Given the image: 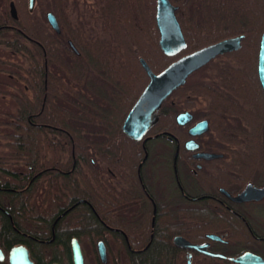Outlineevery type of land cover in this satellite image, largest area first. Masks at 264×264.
<instances>
[{"label": "flooded vegetation", "instance_id": "af4514ba", "mask_svg": "<svg viewBox=\"0 0 264 264\" xmlns=\"http://www.w3.org/2000/svg\"><path fill=\"white\" fill-rule=\"evenodd\" d=\"M41 1L0 0V264H11V251L19 246L27 250L32 264H73V239L82 256L98 254L99 242L107 253L111 237L123 239L127 251H140L130 239L139 243V237L147 236V246L157 229L170 233L184 264H206V259L212 260L209 264H238L230 258L244 254L258 256L264 263V81L259 71L264 0H257L258 7L252 9L240 7L243 32L205 45L240 36V46L192 73L161 104L152 126L160 109L173 126L157 132L149 128L138 139L124 133L99 135L96 159L87 149L76 158L71 117L64 118L66 127L46 119L47 96L41 95L45 85L34 88L36 112L25 115L26 100L33 99L25 80L27 73L32 74L26 70L25 47L35 51L40 63L43 47L24 30L39 29L43 21L54 41L60 39L78 53L63 35L65 28H97L102 20L98 9L118 8L108 7L107 0H60L55 9L41 12ZM203 5L199 0L197 9ZM48 13L54 16L56 28L48 22ZM220 67L227 70L225 82ZM62 80L69 89L87 92L72 80ZM108 99L115 101V96L102 98L100 104ZM216 99L224 104L218 110L212 107ZM67 100L54 96L46 114L58 116L59 106L71 115L74 101ZM26 120L36 128L37 148L31 161ZM203 121L205 130L190 132ZM44 140L49 141V149L44 148ZM4 218L18 241L4 234ZM63 234L68 238L64 244L58 241ZM84 237H97L94 246L82 244ZM176 238L205 245L207 252L225 258L179 246ZM52 253H61L66 262L55 261Z\"/></svg>", "mask_w": 264, "mask_h": 264}, {"label": "trees", "instance_id": "16d2710c", "mask_svg": "<svg viewBox=\"0 0 264 264\" xmlns=\"http://www.w3.org/2000/svg\"><path fill=\"white\" fill-rule=\"evenodd\" d=\"M107 6L118 9H98L100 11V26L97 28L68 29L63 35L70 38L78 50L73 52L61 40L54 41L50 30L42 25L39 29L27 26L24 30L30 38L40 40L43 51L41 63L35 57V51L25 47L27 58L26 70L32 74L26 75V85L32 88V100H26L23 107L25 115L36 112L34 90L36 86L46 88L41 90V95L46 94L47 100L43 113L46 119L52 118L53 124L66 127L64 121L67 116L73 120L71 133L76 158L81 152L89 151L96 159L99 155L101 142L99 135H122L120 125L130 106L137 99L145 87L148 76L141 66L139 59L143 58L153 72L158 73L177 58L189 54L210 42L229 37L243 32L245 21L242 9L252 6L258 7L257 0H203L202 9H197L199 0H171L178 6L176 17L186 42V48L173 57L162 53L158 45L159 32L155 23L156 0H107ZM250 1V5H248ZM60 5V0H42L41 12L55 9ZM44 14L42 13V16ZM31 16L26 9V21ZM199 21L202 26L199 25ZM201 29V30H200ZM60 71L57 75L55 72ZM40 72V75L39 73ZM218 73L225 82L227 70L219 68ZM62 78L72 80L74 83L87 89L67 87ZM44 80L46 83H44ZM55 86H62L63 91L54 90ZM115 96V101L110 99L100 104L104 97ZM54 96L73 99L75 110L71 115L68 110L56 107L58 116L52 117L46 114L49 104ZM219 99L212 107H223ZM214 102V103H215ZM223 104V105H222ZM160 109L158 121L150 127L149 131L157 132L166 126H173ZM58 118V119H56ZM63 118V119H61ZM61 119V122H60ZM26 150L35 158L36 152V128L26 120ZM120 142L123 144L122 138ZM45 149H49V141H43ZM127 150V146L122 147ZM32 164V163H31ZM91 171L93 165L89 163ZM76 191L78 189L75 187ZM80 192V191H79ZM3 232L11 241H18L19 237L10 228L8 220H3ZM67 235H59L58 241L65 243ZM97 237H84L81 243H93ZM170 233L158 231L154 233L150 243L146 245L148 237H139V243L130 239L133 247L140 251H127L124 241L119 237L108 238L110 248L106 253V262L102 263L95 251L84 254L86 264H184L178 249L170 242ZM111 247H115L112 249ZM118 248V250H117ZM40 251L37 250L36 253ZM61 253H52L55 261L65 263L66 259ZM211 259L203 263L209 264ZM69 264V263H68Z\"/></svg>", "mask_w": 264, "mask_h": 264}, {"label": "water", "instance_id": "95a60500", "mask_svg": "<svg viewBox=\"0 0 264 264\" xmlns=\"http://www.w3.org/2000/svg\"><path fill=\"white\" fill-rule=\"evenodd\" d=\"M32 1L30 0V4H32ZM176 10L177 6L173 5L170 0H156L155 23L159 32L158 45L162 53L168 57H173L186 48L181 26L176 17ZM47 19L53 27H57L55 18L51 13L47 14ZM240 39V36L232 37L195 50L174 60L158 73L153 72L146 61L140 58L139 62L148 76V83L127 113L122 125L123 133L130 138L138 139L142 137L156 121L154 114L164 100L173 91L184 85L192 73L214 59L217 55L237 49L240 46ZM259 55V71L262 81H264L263 38L260 43ZM182 117L186 116L182 115ZM189 118V116L186 117L187 120ZM200 127L205 130L207 128L206 122L203 121L195 124L190 132L195 134L199 132L198 128ZM209 237L213 238L212 235H209ZM174 243L202 252L211 257L225 258L223 255L207 252L205 245H193L182 238L174 239ZM99 247L98 256L101 262L104 263L106 261V253L101 242H99ZM230 260L238 264H264L258 256L253 254H244L235 259L230 258ZM72 261L73 264H85L76 239L72 240ZM10 263L32 264V261L29 259L27 250L19 246L11 251Z\"/></svg>", "mask_w": 264, "mask_h": 264}]
</instances>
